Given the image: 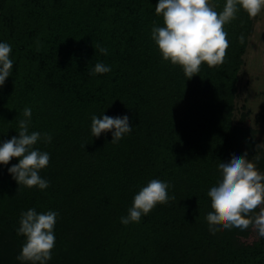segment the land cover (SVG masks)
Here are the masks:
<instances>
[{
  "label": "trees",
  "instance_id": "trees-1",
  "mask_svg": "<svg viewBox=\"0 0 264 264\" xmlns=\"http://www.w3.org/2000/svg\"><path fill=\"white\" fill-rule=\"evenodd\" d=\"M156 3L0 0V41L12 45L14 61L0 87V141L17 135L26 106L29 130L52 135L36 145L50 153L40 170L47 189L18 187L7 172L16 158L0 166V264H24L17 229L29 208L59 213L49 264H264L255 229L213 232L206 216L219 159L247 152L264 172V107L252 127L251 110H237L255 16L238 10L223 26V63L202 64L189 79L151 39L152 27L163 26ZM210 3L220 12L225 0ZM97 62L111 71L92 74ZM94 114H127L134 128L110 143L111 132L91 135ZM151 179L167 181L173 198L122 224Z\"/></svg>",
  "mask_w": 264,
  "mask_h": 264
},
{
  "label": "clouds",
  "instance_id": "clouds-1",
  "mask_svg": "<svg viewBox=\"0 0 264 264\" xmlns=\"http://www.w3.org/2000/svg\"><path fill=\"white\" fill-rule=\"evenodd\" d=\"M154 9L162 16L163 26L152 27V41L162 60L179 66L190 79L200 71L202 64L211 68L223 63L229 47L223 26L235 18L238 10L255 16L264 9V0H225L220 12L210 0H157ZM241 38H244L243 34ZM98 48L107 54L106 48ZM11 51V44L0 41V87L12 75L14 61L10 58ZM110 71L111 65L103 62L95 63L92 68V74ZM23 117L18 122L17 135L0 141V166H7L11 159L16 158L18 162L8 167L7 172L18 187L45 190L50 182L40 175V170L48 166L50 153L36 145L39 142L51 143L52 135L29 130L31 107L23 109ZM133 128L127 114L114 117L94 114L90 133L98 138L102 133L111 132L110 143H117ZM259 159L257 156L256 160ZM219 168L221 175L218 181L208 188L214 206L206 213L210 230L215 232L236 227L243 231L251 226L257 238H264V172L259 171L247 152L241 154L235 149L229 158L219 159ZM168 189L167 181L151 179L134 195L127 215L121 216L120 222L124 225L139 223L141 217L155 206L173 198ZM58 215L54 210L38 213L35 208L21 213L17 233L24 237V242L17 260L24 264H49L55 247L54 228Z\"/></svg>",
  "mask_w": 264,
  "mask_h": 264
},
{
  "label": "rangeland",
  "instance_id": "rangeland-1",
  "mask_svg": "<svg viewBox=\"0 0 264 264\" xmlns=\"http://www.w3.org/2000/svg\"><path fill=\"white\" fill-rule=\"evenodd\" d=\"M254 19L245 66L241 72L237 104L239 113L242 107L251 110L249 119L251 127L255 126L256 115L264 107V9H261ZM261 138H264V126Z\"/></svg>",
  "mask_w": 264,
  "mask_h": 264
}]
</instances>
